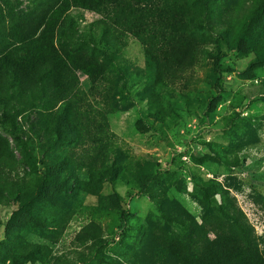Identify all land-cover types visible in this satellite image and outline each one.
I'll list each match as a JSON object with an SVG mask.
<instances>
[{
	"label": "trees",
	"instance_id": "1",
	"mask_svg": "<svg viewBox=\"0 0 264 264\" xmlns=\"http://www.w3.org/2000/svg\"><path fill=\"white\" fill-rule=\"evenodd\" d=\"M86 10L100 16L87 27L96 45L97 31L100 38L112 37L114 50L120 49L122 41L136 40L154 63V83H170L172 92L177 82L181 85V80L189 79V73L208 52L205 39L194 33L193 22L207 21L211 32L217 34L218 52L223 44L230 50L249 51L253 61L250 72L264 66V0H237L233 5L219 0H35L24 12L12 0H0V113L4 122H10L20 159L31 172H40L34 182L20 174L9 141L0 134V198L8 196L21 207L26 205L29 215L35 209L29 202L47 199L50 184L95 195V210L100 215L106 212L115 214V220L124 218V211L117 206L118 195H103L101 188L108 179H128L131 170L123 164L127 157L109 128L106 112L88 99L78 76L83 72L104 98L110 96L112 88L108 85L109 71L87 49L59 43L74 17ZM168 95L169 102L172 97ZM148 97V109L158 119L164 110L161 99L151 93ZM14 101L15 106L11 104ZM212 104L209 101L206 108L210 110ZM27 110L40 113L48 148L53 152L16 135L20 131L18 117ZM38 151L42 157L37 159ZM154 172L139 171L141 188L147 190ZM194 183L210 192L216 203L215 213L203 216L208 223H199L173 199L157 201L161 223L144 234L145 244L134 251L130 264H264V247L259 249L228 190L215 181L195 179ZM51 212L40 219L54 230L51 237L56 242L57 230L71 220L74 212L65 208ZM210 218L215 219V225L209 224ZM74 241L87 246L88 253H80L73 261L56 256L49 264H77L91 259L102 264H128L101 253L107 238L94 218L81 227ZM11 247L20 255L49 256V249L39 243L24 241Z\"/></svg>",
	"mask_w": 264,
	"mask_h": 264
},
{
	"label": "rangeland",
	"instance_id": "2",
	"mask_svg": "<svg viewBox=\"0 0 264 264\" xmlns=\"http://www.w3.org/2000/svg\"><path fill=\"white\" fill-rule=\"evenodd\" d=\"M34 1L12 0L23 12L29 10ZM236 1L219 0L227 5H233ZM99 17L97 13L87 10L83 11L82 16H75L59 43L87 49L105 63L109 71L108 85L112 88L109 90L110 96L104 98L91 86L83 72H79L78 76L88 99L106 112L109 128L127 157L123 164L131 170L128 179H108L101 188L103 195H118L117 206L124 211V218L115 220V214L106 212L100 215L95 210L97 196L77 193L63 186L49 184L45 194L47 199L29 202L35 207L31 215L26 205L21 207L18 201L3 196L0 198V264H43L45 260L49 264L56 256L73 261L80 253L89 251L87 246H78L74 237L92 218L100 223L107 238L101 253L117 262L130 264L134 251L145 244L144 234L161 223L157 201L173 199L199 223H208L203 216L205 213H215L216 203L211 199L210 192L195 185V179L215 181L228 190L235 206L243 212L245 222L251 227L259 249H262L264 66L255 67L250 72L253 61L249 51L230 50L223 44L218 52L215 46L217 34L211 32L207 21L193 22L191 27L198 38L205 39L208 52L202 55L201 64L189 73V79L181 80V85L177 82L173 86L176 90L172 92L170 83H154V63L144 55L136 40L122 41L120 49L114 50L112 37L104 35L100 38V31H97V45L93 42V35L89 34L87 27ZM84 31L86 36L81 35ZM178 91L182 94L178 95ZM149 93L159 97L164 107L158 119L148 109ZM169 93L172 98L168 102ZM211 100L213 104L208 110L206 106ZM15 103L11 104L15 106ZM18 124L20 131L16 133L17 136L23 140L28 138L30 144L53 152L48 148L47 134L37 110H27L20 115ZM11 129L10 122H4L0 113V134L9 141L18 160L20 174L34 182L40 172H31L20 159L19 147L15 145ZM214 151L220 152L227 160ZM37 153V159L42 157L40 151ZM141 170L149 173L156 171L154 179L147 182V190L141 188L139 183ZM150 189L155 192H148ZM214 198L217 200L219 196ZM62 208L71 209L74 213L71 220L57 230L58 240L54 242L51 237L54 230L40 218L48 217L52 210L57 212ZM126 217L130 218L128 222ZM212 223L215 225L216 221L210 218L209 224ZM210 227L206 225V228ZM209 236L213 237L214 232L210 231ZM24 241L48 248V258L20 255L18 250L11 247L12 243ZM77 264L102 263L91 259Z\"/></svg>",
	"mask_w": 264,
	"mask_h": 264
}]
</instances>
